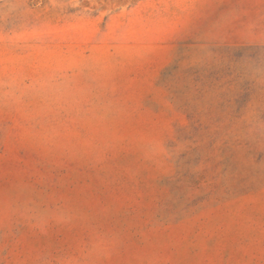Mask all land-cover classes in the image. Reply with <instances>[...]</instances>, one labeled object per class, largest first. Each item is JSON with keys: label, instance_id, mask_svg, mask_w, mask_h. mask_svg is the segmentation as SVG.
<instances>
[{"label": "rangeland", "instance_id": "rangeland-1", "mask_svg": "<svg viewBox=\"0 0 264 264\" xmlns=\"http://www.w3.org/2000/svg\"><path fill=\"white\" fill-rule=\"evenodd\" d=\"M0 264H264V0H0Z\"/></svg>", "mask_w": 264, "mask_h": 264}]
</instances>
